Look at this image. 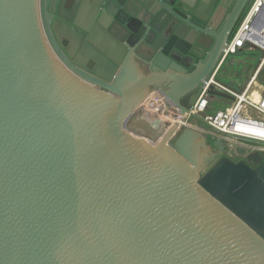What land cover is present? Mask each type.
<instances>
[{
  "label": "water",
  "instance_id": "95a60500",
  "mask_svg": "<svg viewBox=\"0 0 264 264\" xmlns=\"http://www.w3.org/2000/svg\"><path fill=\"white\" fill-rule=\"evenodd\" d=\"M249 4L0 0V264H264V154L153 105L217 80Z\"/></svg>",
  "mask_w": 264,
  "mask_h": 264
},
{
  "label": "built area",
  "instance_id": "2783aa9c",
  "mask_svg": "<svg viewBox=\"0 0 264 264\" xmlns=\"http://www.w3.org/2000/svg\"><path fill=\"white\" fill-rule=\"evenodd\" d=\"M262 11L264 13V0H253L232 38L227 42L223 51L224 58L227 59L230 55H235L243 49L264 51V27L259 29L263 19ZM254 22L255 24H253ZM263 67L264 55L259 60L252 81ZM211 85L215 89L235 97V101L225 109L208 114V90ZM248 87L237 93L211 77L203 84L195 103L186 111L182 112L176 107H171L174 120L172 123L169 122V125L177 133L185 128H190L204 133L207 139L212 142L221 141L225 156L234 160L242 159L254 152L264 154V95L259 98L258 102H252L245 98Z\"/></svg>",
  "mask_w": 264,
  "mask_h": 264
},
{
  "label": "rangeland",
  "instance_id": "374dc122",
  "mask_svg": "<svg viewBox=\"0 0 264 264\" xmlns=\"http://www.w3.org/2000/svg\"><path fill=\"white\" fill-rule=\"evenodd\" d=\"M242 53H239L238 55H230L225 63L221 66L220 70L217 73V80L221 81V82H225V81H229L230 78H232V76H236L235 73L240 74V76H242L244 73L246 72H251L253 69H255L257 63L259 62V60L261 59V53L260 51L256 50V51H249L244 49ZM248 59V60H247ZM247 60V61H246ZM231 61H235L233 66H229V63ZM239 61H243L244 63L238 65L237 63H239ZM261 75H264V67L261 70ZM242 78V77H240ZM255 90L254 92V96H253V100H258L259 97L263 94V91L261 90V88H259L256 83H255V87L252 88L251 90ZM160 101V100H159ZM158 101L157 104H160V102ZM231 101H228L226 99L220 98V97H215V96H209V110H208V114H211L212 112H214L215 110H221V109H225L227 107H229L231 105ZM154 106H156V102L153 103ZM169 106V105H165ZM160 108V105H159ZM181 134V133H180ZM180 135H176L175 137H173L171 139V142L173 144L176 143V141L178 140L177 138ZM199 138L198 140L201 139H205L206 135L204 133H200L199 132ZM210 144H212V140L209 141ZM208 142V143H209ZM208 143H204L205 146H208ZM187 144V143H186ZM198 150H201V148H198Z\"/></svg>",
  "mask_w": 264,
  "mask_h": 264
},
{
  "label": "crops",
  "instance_id": "0c3cea01",
  "mask_svg": "<svg viewBox=\"0 0 264 264\" xmlns=\"http://www.w3.org/2000/svg\"><path fill=\"white\" fill-rule=\"evenodd\" d=\"M234 62L235 61H231L229 63V66L230 67L233 66ZM241 63L243 64L244 62L243 61H239V63H237V64L240 65ZM255 73H256V68L253 69L251 72L249 71V72L244 73L242 76H240L239 72L235 73L236 76H234V77L232 76V78H230L229 81H225V82H221L219 80L218 81L222 85L231 88L232 90H234L237 93L242 92L247 86H250L252 83L255 82L256 85L259 88H261V90L263 91L262 95H264V75H261V72H259L256 75L255 79L252 81V78L254 77ZM240 77H242V78H240ZM159 102H160V104H157L158 102L156 101V107H159V105H163V101L160 100ZM164 105H166V104H164ZM215 111H217V110H215Z\"/></svg>",
  "mask_w": 264,
  "mask_h": 264
},
{
  "label": "bare ground",
  "instance_id": "6f19581e",
  "mask_svg": "<svg viewBox=\"0 0 264 264\" xmlns=\"http://www.w3.org/2000/svg\"><path fill=\"white\" fill-rule=\"evenodd\" d=\"M263 41H264V37H263ZM255 87V82L254 83H252L249 87H248V89H247V92H246V95H245V98L246 99H248V100H250V101H252V102H258V100H253V96H254V92H255V90L253 89V90H251L252 88H254ZM261 96H263V95H261ZM260 96V97H261ZM259 97V98H260ZM160 100H161V98H160ZM162 101V100H161ZM160 116H161V118L163 119V120H165V121H167L168 123L170 122V123H172L173 122V120H174V118H173V116H174V114H172V108H171V106H166L165 107V105L163 104V105H160Z\"/></svg>",
  "mask_w": 264,
  "mask_h": 264
},
{
  "label": "flooded vegetation",
  "instance_id": "af4514ba",
  "mask_svg": "<svg viewBox=\"0 0 264 264\" xmlns=\"http://www.w3.org/2000/svg\"><path fill=\"white\" fill-rule=\"evenodd\" d=\"M252 1H253V0H245L246 3H248V2H251V3H252ZM249 6H250V4H249ZM249 6H248V7H249ZM242 8H243V7H242ZM247 9H248V8H247ZM247 9H246V10H247ZM241 10H242V9H241ZM243 13H245V12H243ZM243 15H244V14L241 15V19H242ZM207 141L209 142L210 140L207 139ZM209 144H210V142H209Z\"/></svg>",
  "mask_w": 264,
  "mask_h": 264
},
{
  "label": "trees",
  "instance_id": "16d2710c",
  "mask_svg": "<svg viewBox=\"0 0 264 264\" xmlns=\"http://www.w3.org/2000/svg\"><path fill=\"white\" fill-rule=\"evenodd\" d=\"M244 50V49H243ZM243 50L238 51L235 55H238L239 53L245 52Z\"/></svg>",
  "mask_w": 264,
  "mask_h": 264
}]
</instances>
